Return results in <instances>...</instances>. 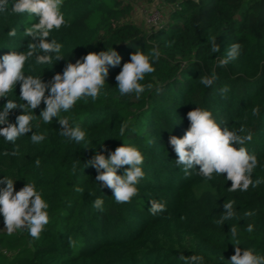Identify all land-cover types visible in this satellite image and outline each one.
<instances>
[{"label": "trees", "instance_id": "1", "mask_svg": "<svg viewBox=\"0 0 264 264\" xmlns=\"http://www.w3.org/2000/svg\"><path fill=\"white\" fill-rule=\"evenodd\" d=\"M160 1L166 8L162 20L143 27L128 19L131 5L125 0H64L67 26L50 34L63 45L64 58L51 65L36 64L35 57L26 62L25 75L47 82L90 51L113 47L122 57L120 65L109 67L107 83L95 102L81 100L70 113H61L86 132L84 141L61 137L58 118L45 124L39 117L43 102L32 121V131L45 134L43 142L33 144L31 132L15 144L0 137V178L13 179L17 191L26 182L34 183L50 205L51 218L39 240L27 231L9 236L0 229V264H187L181 256L194 254L202 255L204 264H230L237 246L229 232L233 225L241 251L252 248L264 255V183L246 192H230L231 181L223 176L206 180L197 174L199 166L185 177L169 144L171 135L183 137L189 127L187 112L203 107L222 127L243 126L240 134L251 132L245 147L259 160L252 179L264 180V0ZM34 22L38 17L13 14L10 8L0 12V57L27 50L24 29ZM10 28L16 29L15 37L8 36ZM210 36L217 37L219 52L210 51ZM232 43L241 45L239 57L218 66ZM137 48L146 54L152 48L160 51L159 60L153 61L155 71L142 81L153 88L139 99L120 95L115 80ZM213 74L211 87L200 82ZM225 86L229 91L222 98L220 89ZM19 94L18 83L8 98L22 104ZM6 100L0 98V110ZM257 105L260 114L253 116L251 109ZM22 111L12 110L9 121L14 123ZM125 120L131 123L121 138L119 128ZM124 142L142 152L145 176L138 184L139 195L131 203L117 204L112 190L95 180L97 171L87 161L105 146L114 151ZM17 147L18 155H4ZM124 171L120 168L118 174ZM97 197L104 200L103 211L92 207ZM150 199L164 203L166 210L152 215ZM228 201L234 202L236 216L218 224ZM245 211L254 215L245 217ZM0 222L4 223L2 214ZM249 224L254 227L251 233ZM69 237L76 241L74 248ZM164 237H190L192 243L174 247L165 245Z\"/></svg>", "mask_w": 264, "mask_h": 264}, {"label": "clouds", "instance_id": "2", "mask_svg": "<svg viewBox=\"0 0 264 264\" xmlns=\"http://www.w3.org/2000/svg\"><path fill=\"white\" fill-rule=\"evenodd\" d=\"M64 0H0V12H7L10 8L13 14H27L30 17H38V22L31 23L24 29L25 37L29 38L26 51H9L0 57V98H7L0 110V137L5 142L15 144L16 141L31 132V142L40 144L46 139L45 134L36 133L33 130L32 121L37 115L34 110L43 102L45 107L39 117L45 124H50L53 118H58L61 125L59 135L66 141L77 143L85 140L86 132L79 126L73 127L71 116H61V113H70L76 104L89 98L95 102L107 83L109 67L120 65L122 57L113 48H107L99 52L90 51L75 63L68 62L62 73H56L51 80L44 82L41 77L25 75V64L35 57V63L51 65L53 60L64 58L61 53L63 45L55 39H50L53 30H59L67 26L65 15L62 11ZM17 31L10 28L9 37H15ZM217 37H208L211 45L210 51H220ZM38 41V42H37ZM174 42V41H173ZM171 47V43L168 45ZM241 52L239 43L228 46L226 56L220 59L218 66L224 67L229 62L236 60ZM160 51L152 48L146 54L137 48L130 54V59L124 62L121 70L116 75L117 88L120 95H135L137 99L151 91V83L144 84L145 77L155 71L153 61H158ZM215 74L212 77L203 76L200 82L206 87L214 83ZM20 85L19 98L23 103H17L8 98V94ZM47 91V95H45ZM229 91L228 87L220 89V95L224 98ZM23 109L16 116L15 122L9 121V115L14 109ZM253 116H259L260 108L251 109ZM189 127L183 137L171 135L169 144L176 154L175 162L182 166L185 177L190 176L191 170L199 166L197 174L206 180H212L215 176H223L231 181L228 188L230 192H246L250 187H258L264 180L252 179L254 170L259 165L257 156L250 153L245 147L251 141L252 134L241 126L239 130L230 129L217 122L212 112L203 107H197L187 112ZM131 121L125 120L119 128V137H124ZM119 139V138H118ZM123 140V139H121ZM91 143V142H89ZM108 152V155L104 153ZM19 149L14 148L10 153L6 150L4 155L16 156ZM144 156L135 146L125 142L110 151L105 146L104 151L96 153L87 161V165L97 171L95 180L99 185L112 190V197L117 204L131 203L132 199L139 195L138 184L145 176L142 168ZM39 166L40 161H35ZM79 161L72 165L73 174L76 172ZM85 165V164H84ZM127 166V167H125ZM125 168L124 174H118V169ZM15 181L7 176L0 178V214L3 216L4 229L9 236L17 232L27 231L34 240L42 237L47 225L50 223L49 203L43 198L42 192L37 190L31 182L21 187L18 191L14 188ZM76 191L83 192L77 187ZM92 194V193H91ZM149 212L156 215L166 210V205L158 200L149 201ZM233 201L225 202L224 211L217 221L224 224L236 216ZM95 210L103 211L104 200L97 197L92 204ZM254 215L252 211H245L244 216ZM253 225L247 226L249 233L253 232ZM232 242L235 245L234 254L230 258V264H264V255L256 253L252 248L241 251L238 237V229L235 225L229 228ZM69 246L75 247L76 241L69 237ZM187 264H204L202 255L194 254L191 257L181 256Z\"/></svg>", "mask_w": 264, "mask_h": 264}, {"label": "rangeland", "instance_id": "3", "mask_svg": "<svg viewBox=\"0 0 264 264\" xmlns=\"http://www.w3.org/2000/svg\"><path fill=\"white\" fill-rule=\"evenodd\" d=\"M131 5V11L128 15V19L132 20L143 27H148L147 17L149 14H155L157 22L162 20L165 12V5L160 0H125ZM4 228V223L0 222V229ZM163 243L170 246L184 245L189 247L192 243L190 237H185L184 239H175L164 237Z\"/></svg>", "mask_w": 264, "mask_h": 264}, {"label": "built area", "instance_id": "4", "mask_svg": "<svg viewBox=\"0 0 264 264\" xmlns=\"http://www.w3.org/2000/svg\"><path fill=\"white\" fill-rule=\"evenodd\" d=\"M157 16L155 14H149V16L147 17V24L148 25H152V24H157Z\"/></svg>", "mask_w": 264, "mask_h": 264}]
</instances>
